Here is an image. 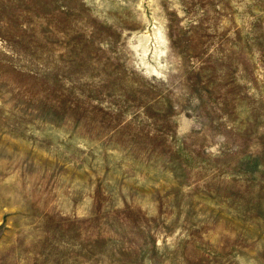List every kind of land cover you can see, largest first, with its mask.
<instances>
[{"label": "rangeland", "instance_id": "374dc122", "mask_svg": "<svg viewBox=\"0 0 264 264\" xmlns=\"http://www.w3.org/2000/svg\"><path fill=\"white\" fill-rule=\"evenodd\" d=\"M0 264H264V0H0Z\"/></svg>", "mask_w": 264, "mask_h": 264}]
</instances>
